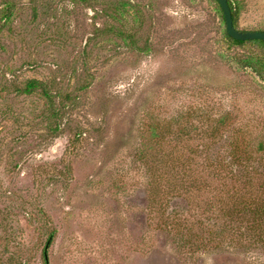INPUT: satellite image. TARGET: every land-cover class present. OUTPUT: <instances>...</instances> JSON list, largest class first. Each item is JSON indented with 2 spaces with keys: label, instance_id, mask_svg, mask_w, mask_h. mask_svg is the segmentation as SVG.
<instances>
[{
  "label": "rangeland",
  "instance_id": "1",
  "mask_svg": "<svg viewBox=\"0 0 264 264\" xmlns=\"http://www.w3.org/2000/svg\"><path fill=\"white\" fill-rule=\"evenodd\" d=\"M225 28L212 0H0V264H264L237 206L264 204V69Z\"/></svg>",
  "mask_w": 264,
  "mask_h": 264
},
{
  "label": "trees",
  "instance_id": "2",
  "mask_svg": "<svg viewBox=\"0 0 264 264\" xmlns=\"http://www.w3.org/2000/svg\"><path fill=\"white\" fill-rule=\"evenodd\" d=\"M212 1L216 2V4L219 6V10L224 19L223 11L221 9L219 2L217 0H212ZM229 4L231 6L232 13H233L234 25L237 29H239L238 25H239V19H240V9L237 8L231 0H229ZM11 15H12V12L5 13L4 17L9 19ZM260 31L264 32V29ZM223 39H224V43L228 47V50H230L231 52L236 50V51H240V53H243V54H240L241 55L240 58L235 62L238 67L249 69L252 71L253 75L258 76L259 78L260 77L263 78V74L261 75L258 69H260L259 67L261 65H263L262 68L264 69V41L262 40H249V41L235 40L234 38L230 37L227 34L226 28H225ZM38 91L42 93V95L46 97L51 103H53V105H56L58 103L57 97L51 95L52 93H51L50 88L47 85H45L43 82H41L40 80H36V79L30 80L26 84L25 88L20 90L21 93L28 94V95L34 94L35 92H38ZM58 105L61 106L62 102H59ZM243 159H245V157ZM184 174H185L184 169H180L179 171L177 168L176 170H174L172 175L174 176L179 175L180 177L177 179H173L175 181L173 182L177 183L178 181H180L181 183L182 182L185 183V182H188L193 176H195V175H192V173L191 174L189 173L186 175H188L190 179L188 178L185 179ZM198 180H199L198 177L197 178L195 177V179L190 180L188 184L192 183L190 185H195L199 183ZM193 182H196V183H193ZM237 206L239 208L241 207L242 209L240 213L242 219L244 218L247 219V217L248 219L252 218V223L257 225L256 229H261L264 231V204L262 203H255V204L247 203L246 204L245 203V204H239ZM237 206H235L234 210L230 209L231 211L229 210L228 212L232 215L237 216V213H236V211L238 210ZM49 243H51V240H49Z\"/></svg>",
  "mask_w": 264,
  "mask_h": 264
},
{
  "label": "water",
  "instance_id": "3",
  "mask_svg": "<svg viewBox=\"0 0 264 264\" xmlns=\"http://www.w3.org/2000/svg\"><path fill=\"white\" fill-rule=\"evenodd\" d=\"M223 11L226 32L227 34L239 41H249V40H262L264 41V32L262 31H241L237 29L234 25L233 13L229 0H217Z\"/></svg>",
  "mask_w": 264,
  "mask_h": 264
}]
</instances>
